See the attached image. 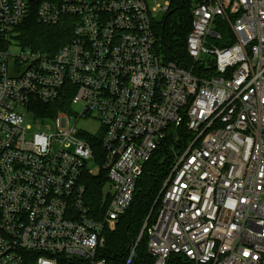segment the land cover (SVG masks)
Masks as SVG:
<instances>
[{
	"label": "built area",
	"instance_id": "obj_1",
	"mask_svg": "<svg viewBox=\"0 0 264 264\" xmlns=\"http://www.w3.org/2000/svg\"><path fill=\"white\" fill-rule=\"evenodd\" d=\"M158 1L0 0V264H108L104 231L170 136L180 147L139 234L153 264H264V0H189L188 61L159 49ZM32 14L69 39L27 44ZM100 169L94 211L83 175Z\"/></svg>",
	"mask_w": 264,
	"mask_h": 264
},
{
	"label": "trees",
	"instance_id": "obj_2",
	"mask_svg": "<svg viewBox=\"0 0 264 264\" xmlns=\"http://www.w3.org/2000/svg\"><path fill=\"white\" fill-rule=\"evenodd\" d=\"M190 28L189 0H170L162 21L155 25L158 47L167 59L181 58L188 61L185 39ZM21 36L27 44L35 48L56 47L69 39L70 26L46 25L39 22L36 15L32 14L21 27ZM66 102L62 104L63 107L66 106ZM48 107L50 115H53L57 107L55 105ZM82 137L91 144L93 152L97 154L95 160L98 159L100 138L94 135ZM179 147V139L176 140L173 136L158 147L145 165L130 207L119 218L114 229L104 231V243L99 255L108 264H153L154 257L147 249V236L143 233L139 237V234L147 216L150 215L149 221H151L160 206V190L173 163V150H178ZM83 182L88 204L94 211L101 209L103 192L108 183L107 172L103 169L95 174L85 172ZM132 249L134 252L130 258Z\"/></svg>",
	"mask_w": 264,
	"mask_h": 264
},
{
	"label": "rangeland",
	"instance_id": "obj_3",
	"mask_svg": "<svg viewBox=\"0 0 264 264\" xmlns=\"http://www.w3.org/2000/svg\"><path fill=\"white\" fill-rule=\"evenodd\" d=\"M158 2L162 3L163 0H159ZM153 4L154 2L150 3V5H153ZM163 16H164L163 12L156 13V21L157 22L162 21ZM13 51H16V50L13 49ZM73 109L76 110L77 112H80L82 107L80 105H73ZM26 118H27L26 124L30 126V131L36 130L38 126L34 124L32 115L27 114ZM71 123L73 124L74 120H72ZM75 125L78 129L89 131L91 133H97L101 131L100 122L96 118H81L76 121ZM88 166L92 170H97L99 168L98 164L94 161H88Z\"/></svg>",
	"mask_w": 264,
	"mask_h": 264
}]
</instances>
